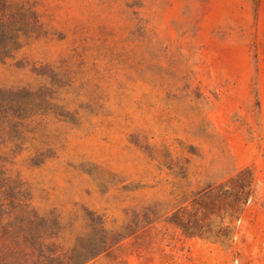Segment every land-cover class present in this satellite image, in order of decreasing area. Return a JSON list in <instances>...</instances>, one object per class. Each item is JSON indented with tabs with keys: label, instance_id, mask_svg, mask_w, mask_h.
Masks as SVG:
<instances>
[{
	"label": "rangeland",
	"instance_id": "rangeland-1",
	"mask_svg": "<svg viewBox=\"0 0 264 264\" xmlns=\"http://www.w3.org/2000/svg\"><path fill=\"white\" fill-rule=\"evenodd\" d=\"M4 4L20 22L0 57V222L107 248L86 264H264V0ZM243 169L253 195L224 213ZM200 203L189 236L179 213Z\"/></svg>",
	"mask_w": 264,
	"mask_h": 264
},
{
	"label": "trees",
	"instance_id": "trees-1",
	"mask_svg": "<svg viewBox=\"0 0 264 264\" xmlns=\"http://www.w3.org/2000/svg\"><path fill=\"white\" fill-rule=\"evenodd\" d=\"M19 20L17 12L13 11L12 6L4 4L0 8V57L8 55L12 49L16 48L14 46L19 30L17 28ZM223 188L225 189L222 195L224 213H228L234 208L241 216L253 195L251 171L240 170L224 184ZM231 191H233V200L230 199ZM208 193L207 190L205 195ZM20 201L19 195H15L11 199L13 205ZM15 206L14 209L12 208L13 211L18 212L20 208ZM209 212L207 203H200L195 213L185 207L179 213L181 216L179 225L189 236H203L207 231L204 229L205 225H202L200 221ZM25 221L24 218L17 216L14 221L7 224L0 222V234L7 236L5 239H0V264H86L107 250L104 247L87 256L78 257L74 254L75 250L65 251L61 243L47 233L44 226L33 228L30 223ZM219 234L222 233L219 232L218 236H220Z\"/></svg>",
	"mask_w": 264,
	"mask_h": 264
}]
</instances>
